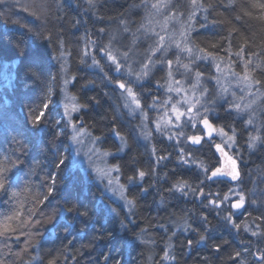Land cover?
Listing matches in <instances>:
<instances>
[{"label":"snow or ice","instance_id":"snow-or-ice-1","mask_svg":"<svg viewBox=\"0 0 264 264\" xmlns=\"http://www.w3.org/2000/svg\"><path fill=\"white\" fill-rule=\"evenodd\" d=\"M5 2L6 0H0V4ZM86 2L89 9H95L98 0H86ZM236 2L237 0H228L227 4H223L221 0V4L217 5L211 0H155V2L140 0V4L134 2L128 10L130 12L131 9L143 7L145 14L135 30L132 29L130 20L123 13L116 18V28L97 29L98 33L103 35L98 36L96 40L90 39L86 30L82 38L86 42L76 53L78 63L95 67L99 71L101 83L105 87L109 84L115 85L112 94L117 101L121 99L124 101L122 104L116 103L111 106V116L102 117L109 121V133L118 143L114 142L115 152H113L111 148L104 146L103 135H94L83 121L80 124L74 122L73 113L88 107L87 102L79 103V97L76 95H71V102L64 104L62 119L66 117V120L63 124L56 122L60 131L53 132L52 136L54 138L63 136L65 140H70L68 149H72L73 144L80 148H87V155L91 164L95 166L94 170L98 178L102 182H107L106 188H111L113 193L119 194V198L124 201L128 209V215H134L138 207V194L133 193L132 186L142 183L145 177L153 175L160 161L168 159V156L158 155L159 150L155 143L151 146L145 143L143 145L145 152L143 154L138 152L137 146L140 141H153L155 131L161 136H167L168 141H175L173 147L179 146L182 164H192L200 170L196 177L198 180L196 186L187 180L178 179L169 189L170 192H180L185 196L191 193L194 197H202V206L214 212L218 221L224 226L230 225L237 232H251L252 236L264 239V231L252 230L248 222L241 224L240 217L232 211L236 209L237 212H248V206L251 205L254 211L260 212V215L253 217V220L264 221V201L260 203L256 200L250 201L245 195L242 187V158L233 151L239 144L237 124L241 126V131L251 128L253 133H256L247 137L246 144L249 150H255L258 146L264 148V0H249L247 8L241 6V12L245 16L258 20L262 27L258 32L252 33V38L239 34L234 52L233 33H239V30L232 26V21L222 13H218L221 19H214L210 23L213 26H224L223 30L227 32V35L215 41H203L206 45L204 47L193 40L191 35L194 25L198 23L195 18L200 11L208 13L209 9L215 11L220 6L226 10L233 9ZM32 7L40 12L37 16V11H33L31 13L33 16H37L38 19L45 18L44 5ZM249 9L259 10V15L254 16ZM157 17L161 18L157 19ZM97 19L103 20L104 17L97 16ZM235 19L240 20L241 16L237 15ZM204 20H208L207 15L204 16ZM172 23L179 27L170 29ZM200 27L207 29L209 25L200 24ZM37 35L44 38L45 34L37 33ZM257 35H259V41L255 39ZM46 38L49 44L53 43L52 34H47ZM142 38L150 39L147 48L143 50L140 44ZM55 44L57 45L55 50L58 53L56 58L63 61L60 64V71L64 74L63 86L65 97L68 99V85L70 80H77V75L72 71L70 62L64 57L71 56L73 53L68 50L60 51L61 48H65V40L61 39L59 34L55 38ZM89 45H91V51H89ZM221 52L225 55H220ZM100 53H103L102 57ZM41 61L42 58L38 54L32 55L29 68L41 67ZM202 61L209 63L207 71L201 70ZM112 73L118 75L113 76ZM157 73H163V75L158 76ZM33 74L39 75V73ZM177 76L180 78L178 79ZM95 84V80H89L81 87L95 86ZM152 85L157 86L158 89H164V96L153 95L150 91ZM54 86H58L56 78H52V82L46 86L48 98L53 94ZM117 89L120 90L118 93ZM173 93L179 99H174L171 95ZM105 95L109 94L105 93ZM88 99L95 100V97ZM50 102L49 99V103H43L37 109H30L29 131L32 133L43 135L49 131L45 110L49 109ZM120 108H127L130 111L122 113ZM149 110H163V115L155 120V130L145 123L149 121ZM137 111L143 119L139 124L132 126L129 134L125 135L115 125L119 124L122 128L125 123L122 117L135 115ZM221 120L225 123H220ZM25 123L27 124V121ZM137 128L140 129L139 132H136ZM12 139L17 145L14 151L26 150L24 141L16 137ZM205 149L212 152L213 158L205 160L193 155ZM49 151L53 156L52 170L46 172L38 186L31 183H25L23 186L19 183L12 184L8 173L11 167H15L20 162L19 157L16 160H13L11 156L0 158V195L8 196L10 201H15L10 214H5L3 220H0V237L7 239L10 235H16L17 240L21 236L26 238L25 246L14 253L17 259L12 260L10 264H59L61 259L67 261L69 257L65 255V250H59L55 254L49 251L43 256L39 255V251L43 250L42 246L39 243L32 244V238L39 234V229L37 228L36 232L32 229L52 220L60 212H75L79 216L89 218V210L86 206L81 208L73 203L69 207H65L64 204H60L58 208L51 207L52 201L60 194L59 184L65 178L67 164L60 146L52 143ZM116 153L128 154L129 159L124 161ZM141 155L147 156L145 161L147 169L141 166ZM153 156L157 157L155 162L152 161ZM100 164H103V167ZM209 182L225 185L227 191L213 192L210 190ZM233 184L236 187H233ZM206 188L209 190L205 191ZM143 191L147 192L148 189L144 188ZM67 203L68 201L65 200V204ZM26 204H31V207H26ZM50 208L51 212L48 211ZM111 211L117 217L120 215L114 209ZM221 212L226 214L221 216ZM248 215L251 217L252 212H248ZM200 220L202 225L210 224L208 216L202 215ZM120 226L127 230V225L123 221ZM174 227L176 231L168 237L159 253L156 252L155 238L148 237L147 229H140L136 239L149 253L145 264H164V262L178 264L177 256L174 254L173 237L181 230L186 232L196 231V229L192 228L187 218L183 216L174 222ZM100 233L102 235L103 226L100 228ZM99 238L100 236H96L93 239ZM208 239L206 233L200 234L196 243H207ZM223 243L227 244V241ZM187 244L190 246L192 241L188 240ZM89 246L91 245L83 247ZM212 247L217 253L222 250L220 243H213ZM30 249L37 250L38 254L33 256ZM245 250L250 251V249ZM26 256L29 257L27 261L24 259ZM208 259L205 257L206 264ZM227 259L232 264H248L242 251L236 249L228 254ZM258 259L260 264H264V251L260 252ZM104 260L107 262L110 258L105 256ZM0 264H7V262L0 260ZM76 264L79 262L77 261Z\"/></svg>","mask_w":264,"mask_h":264},{"label":"trees","instance_id":"trees-1","mask_svg":"<svg viewBox=\"0 0 264 264\" xmlns=\"http://www.w3.org/2000/svg\"><path fill=\"white\" fill-rule=\"evenodd\" d=\"M44 2V19H38L37 16L19 14L15 17L9 13L7 8L0 4V158L11 156L13 160L19 157V163L11 167L8 173L12 184L20 183L23 177L41 173L43 178L46 172L52 170V153L49 151L50 144L54 143L61 147V151L67 164V170L64 174V180L60 182V194L52 201L53 206L64 204L65 207L75 203L79 207H87L89 218L77 215L75 212H61L57 218L44 222L36 226L32 231L39 229V234L32 238V244L42 246L39 255H45L52 251L54 254L59 250H65V255L69 257L67 261L61 259L59 264H145L147 256L145 246L136 239L141 228L148 230V237L155 238L157 241L156 252L165 246L167 239L172 232L176 231L174 222L181 216L190 220V224L199 237L206 233L209 237L207 243L197 244L194 236L186 237L185 233H177L173 237L175 245V255L178 264H206L205 257L209 258L207 264H232L227 259L228 254L233 249L240 250L243 253L248 264H260L258 256L264 251V239L259 236H252L251 232H237L230 225L224 226L218 221L215 213L210 209L200 205L196 200L191 202L184 201L180 192H170L178 179L187 180L193 186L198 184L196 179L200 170L195 165H184L181 161V154L173 143L166 140L154 139L158 148V155L168 156V159L160 161L158 167L154 169L153 175L145 177L142 183L132 186L133 193L138 194V207L134 215H128L127 208L120 202L114 201L105 192L103 184L95 181L75 164L73 153L68 149L69 140L63 136L53 137V132H59L60 128L56 122L61 123V98L63 93V73L60 71L62 60H58L57 45L55 38L57 34L65 40V48L60 51H71L73 55L65 56L72 66V71L77 75V80L71 84V92L79 97V103L87 102L88 107L83 108L82 112L86 116V127L94 135H103L105 137L104 146L113 147L115 138L109 133L107 119L105 116H111V106L119 103L115 95L112 94L113 85L104 86L100 81V74L89 66L80 65L76 53L85 44L82 39L87 30L88 37H96L97 29L103 27L105 20H111L108 28L112 25V20L126 14L132 3H140V0H98L95 9H89L80 0H41ZM212 3L220 5L221 0H211ZM228 0H223L227 4ZM249 0H237L233 9H225L223 6L217 7L215 11L209 9L206 23L207 29L200 28L192 33V38L201 46H206L203 41L219 39L227 32L223 30L222 25H211L214 19H221L218 13L228 17L232 21V26L239 30V33H233V52L236 51L235 45L239 34H244L252 38L253 32H258L262 27L256 19L245 16L240 8L248 7ZM62 5V7H58ZM82 5V6H81ZM254 16L259 15V10L249 9ZM87 11V13H86ZM86 14H85V13ZM6 15L7 17H4ZM241 16L236 20L235 16ZM97 16H103V20H98ZM78 22V23H74ZM31 29V31H29ZM44 33V38L37 35ZM52 34L53 43L49 44L46 36ZM96 39V38H95ZM259 41V35L255 37ZM19 45V47H18ZM227 45L225 44V47ZM259 51V49H254ZM39 55L42 58L41 67L29 68L30 57ZM220 55H225L221 52ZM254 59V58H253ZM90 65V63H88ZM33 73H39L34 75ZM56 78L58 86H54L53 94L47 97V85ZM89 80H95V86L81 87ZM108 93L109 95H105ZM118 93V90H117ZM95 97V100L88 99ZM49 109L45 110L47 114V123L49 131L43 135H36L29 131L31 128L30 109H37L43 103H49ZM98 101V103H97ZM120 112L127 113L125 108H120ZM27 121V124L25 123ZM124 125H115L120 128L125 135L131 131V127L136 125V121L122 117ZM225 123V121H224ZM62 124V123H61ZM239 133V144L241 149V172L243 179V191L248 199L256 200L257 203L264 201V148L260 147L255 151L249 150L246 144L247 131H241V126L237 124ZM23 133V134H20ZM13 137L24 141L25 151H14L17 145L13 142ZM145 143L140 141L137 146L138 152H145ZM178 150V151H177ZM214 151V150H213ZM171 153V155H168ZM122 160L127 161L129 155L125 153H116ZM194 156H201L205 160L212 157V152L206 149L203 152L193 153ZM211 155V156H205ZM156 156L152 157L155 162ZM141 166L147 169V156L141 155ZM111 162V160L109 161ZM202 178V177H201ZM123 181V177L121 178ZM43 180V179H42ZM41 180V181H42ZM59 180V178H58ZM36 178H31L30 183L39 185L41 183ZM211 184V182H209ZM232 186H235L233 184ZM148 191L144 192L143 189ZM227 189L225 185L211 184L210 190L215 192ZM209 189L206 188L205 191ZM166 194L168 201L166 204L159 202L158 194ZM63 198V199H62ZM202 200V197H198ZM65 200L68 201L65 204ZM15 206V201L5 195H0V220H3L5 214H10ZM26 207H31L27 204ZM227 207V205H226ZM116 210L120 215L117 217L111 210ZM169 210H172L169 213ZM233 211V210H232ZM234 212V211H233ZM252 212V216L248 215ZM248 212L236 213L240 217L239 222L243 224L248 222L252 230L264 231V221L255 220L253 217L260 215V212L254 211L253 206H248ZM208 216L210 224L202 225L201 220H194V216ZM226 213L221 212V216ZM127 215V219L125 216ZM97 221L96 224L93 221ZM121 221L127 225V230L122 228ZM132 221V223H129ZM260 225V227H257ZM103 226L101 235L100 228ZM16 236V235H14ZM100 236L99 239H93ZM22 238V236L20 237ZM147 238V237H146ZM192 238V239H190ZM191 240L189 246L187 241ZM227 241V244L223 242ZM213 243H220L222 250L217 253L212 247ZM84 245H91L83 247ZM202 245V246H201ZM245 249H250L247 251ZM79 250V252H77ZM33 256L37 255V250L30 249ZM108 256L109 261L104 257ZM25 261L29 257L24 258ZM158 259V257H157ZM10 264V263H8ZM168 264V262H164Z\"/></svg>","mask_w":264,"mask_h":264},{"label":"rangeland","instance_id":"rangeland-1","mask_svg":"<svg viewBox=\"0 0 264 264\" xmlns=\"http://www.w3.org/2000/svg\"><path fill=\"white\" fill-rule=\"evenodd\" d=\"M80 2H83V4L86 7L88 6L86 0H80ZM152 2H155V0H152ZM33 5H42V2H41V0H6L4 7L7 8L6 14H8V10H9V13L12 16H14V17L16 15H19V14H23V15H28L30 17H34L31 14L33 11H37V16H38L40 14V12L36 8L32 7ZM43 5H44V2H43ZM25 9H27V10H25ZM44 10L45 9L43 8V11ZM86 13H87V11H86ZM144 14L145 13H144L143 7H141V8H138V9H131L130 12L127 11V13L124 14V15H125V17H127L130 20L131 27H132L133 30H135L137 24L140 22V19H141L142 16H144ZM165 14H167L166 11H165ZM204 16L205 15H204V12L203 11H200L198 13L197 17L195 18L196 21H198V23H196L194 25V29H193L192 33L194 31L199 30L201 28L200 27V24H204L205 23ZM4 17H7V16L4 15ZM160 18L161 17H157V19H160ZM104 26L106 27V29H108V26L109 25H104ZM116 27H117V20L114 19V21L112 20V25L109 28H116ZM173 27H177L178 28L179 25H176L175 23L170 24V29L173 28ZM157 31H159V28H157ZM192 33H191V35H192ZM101 35H103V34H100L97 31V34L95 35L96 36V39H97L98 36H101ZM105 41H106V37H105ZM149 43H150V39L149 40H145V39L142 38L141 41H140L141 50H143L144 48H147V46H148ZM89 51H91V45H89ZM88 63L91 64V60L90 59L88 60ZM200 67H201V70L202 71H207V69L209 67V63L207 61H202L201 64H200ZM94 70H95V68H94ZM237 70H239V69H237ZM96 71H98V70L96 69ZM213 72H214V69H213ZM157 75L160 76V75H163V73H157ZM177 78L179 79L180 77L177 76ZM72 83H73V81L70 80V83L68 85V97H69L68 99H66V97H65L64 86H63V93H62V98H61V112H62L61 113V123L62 124L66 120V117H64L62 119V114H63V111H64V104L65 103H70L71 102L70 101V97H71V95H74L71 92V84ZM113 86L115 87V85H113ZM119 91L120 90H118V92ZM156 95L163 97L164 96V89H161L160 90V93H158ZM171 95L174 97V99H179V97H177L175 93H173ZM120 101H121V103L124 102L122 99ZM125 110L127 112L130 111L127 108H125ZM79 114H80V112L73 113L74 122L77 123V124H80L81 121H82L81 118H80V116H79ZM162 115H163V110H149V121H145V123L149 124V127L152 130H155V126H156L155 125V120L157 118H159L160 116H162ZM130 116H133V117L136 118V120H137L136 124H139L140 121L143 119V117L140 115L139 111H137L135 113V115H130ZM77 117H79V119H77ZM222 123H224V122H222ZM249 129H251V128H249ZM68 131L70 132V129ZM139 131H140V129L137 128L136 129V132H139ZM253 134H256V133H253L252 129L251 130H248L247 135H253ZM154 139H157V140H166L169 143L172 142L173 144H175V141H168L167 140V136H161L160 133L155 132V131H154ZM154 139H153V141H144V140H141V141L144 142V143H147V144H149V146H151V144L154 143V141H155ZM217 142H219V141H217ZM69 143H71L70 140H69ZM176 147L179 150V146H176ZM185 148L187 150V147L186 146H185ZM258 148H260V147L258 146L256 149H258ZM241 149H242V147L240 146V144H238V146L233 151L236 152L238 154V156L240 157L241 154H242L241 153ZM255 150H252V151H255ZM71 151L73 153V157H74V160H75V164L79 168H81L87 174V176H90L95 181L103 184L104 189H105V192L107 193V195H109L115 201L120 202L121 204L123 203L122 205L125 206L124 201H122L119 198V194L118 193H113L112 190H111V188H106L105 187V184L107 182L106 181H103L102 182L98 178L97 173L94 170L95 169V166L93 164H91V162L89 160V157L87 155V148L86 147L80 148L78 145L73 144V147H72ZM78 151H79V154H77ZM201 156H203V155H201ZM201 156L198 155L197 157L204 159ZM181 158H182V156H181ZM92 159H96V158L95 157H92ZM189 160H191V157H189ZM97 163H100V162L97 161ZM100 166L103 167V164H100ZM31 178H36V180L37 181L39 180V182H40L43 179V176H42L41 173H37V171H36L33 174H29L26 177H23V180L19 184L21 186H23L25 183H30V179ZM233 187H236V185L233 186ZM233 199H235L234 194H233ZM51 207L52 208H55V206H53V204L51 205ZM48 211L51 212V208ZM234 212H237V211L235 210ZM237 213H240V212H237ZM53 218L55 219L57 217L54 216ZM34 232H36V231H34ZM25 239L26 238L22 236V238H20L19 240H17L16 236H14V235H10L7 239L5 237H0V260H5L7 262V264H8L12 260L17 259L14 256V253L19 252L25 246ZM5 245H7V247Z\"/></svg>","mask_w":264,"mask_h":264},{"label":"bare ground","instance_id":"bare-ground-1","mask_svg":"<svg viewBox=\"0 0 264 264\" xmlns=\"http://www.w3.org/2000/svg\"><path fill=\"white\" fill-rule=\"evenodd\" d=\"M3 6H5V3L4 4H2ZM111 22V20H105V23H107V25H109V23ZM205 23H206V21H205ZM204 23V24H205ZM91 36V35H90ZM89 36V38L90 39H92V40H95L94 38H96V37H90ZM103 56V53H100V57H102ZM95 68V67H94ZM93 67H91V69H94ZM95 71H96V68H95ZM97 73H99V71H97ZM160 90L161 89H158L157 88V86H155V85H152L151 86V89H150V91H151V93L153 94V95H156V94H158V93H160ZM127 112V111H126ZM128 113V112H127ZM224 114H223V112L221 111V116H223ZM79 116H80V118H81V120L83 121V122H85L86 121V116L83 114V112H82V110L80 111V114H79ZM128 116V118H131V119H133L134 121H136L137 122V120H136V118L135 117H133V116H130V115H127ZM222 122H224V120H221L220 121V123H222ZM85 125H86V122H85ZM205 156H211V155H205ZM219 191H222V190H219ZM223 191H227V189H224ZM216 192V191H215ZM159 196H158V200H159V202H161V203H163V204H166L167 203V201H168V198H167V196H166V194H163V193H159L158 194ZM109 196V195H108ZM185 202L186 201H189V202H191L192 201V199H194V200H196V202H197V204H198V206L200 205V203H201V200L200 199H198L197 197H194L191 193L190 194H188V195H184L183 196V198H182ZM114 200V199H113ZM115 201V200H114ZM163 201V202H162ZM123 204V203H122ZM55 208H58L57 206L55 207ZM128 210V209H127ZM233 211H235L234 209H232ZM172 212V210H169V213H171ZM61 213V212H60ZM253 215V214H252ZM200 214H196L193 218H194V220H196V221H200ZM57 217V216H56ZM188 220V223H190V220L189 219H187ZM95 224H96V220L95 221H93ZM253 222L256 224L257 222L255 221V220H253ZM193 228V227H192ZM185 233V235H186V237H191V236H194V241H197L198 239H199V237L196 235V233H195V231H182L181 233ZM190 239H192V238H190ZM202 243V242H201ZM200 243V244H201ZM202 246V245H201Z\"/></svg>","mask_w":264,"mask_h":264},{"label":"flooded vegetation","instance_id":"flooded-vegetation-1","mask_svg":"<svg viewBox=\"0 0 264 264\" xmlns=\"http://www.w3.org/2000/svg\"><path fill=\"white\" fill-rule=\"evenodd\" d=\"M112 75H113V76H116V74H115V73H113Z\"/></svg>","mask_w":264,"mask_h":264},{"label":"water","instance_id":"water-1","mask_svg":"<svg viewBox=\"0 0 264 264\" xmlns=\"http://www.w3.org/2000/svg\"><path fill=\"white\" fill-rule=\"evenodd\" d=\"M116 75H118L117 73H115ZM234 210H236V209H234Z\"/></svg>","mask_w":264,"mask_h":264}]
</instances>
